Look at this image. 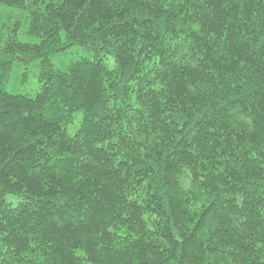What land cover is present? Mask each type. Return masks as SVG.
<instances>
[{
	"label": "trees",
	"instance_id": "trees-1",
	"mask_svg": "<svg viewBox=\"0 0 264 264\" xmlns=\"http://www.w3.org/2000/svg\"><path fill=\"white\" fill-rule=\"evenodd\" d=\"M0 4V264H264V0Z\"/></svg>",
	"mask_w": 264,
	"mask_h": 264
},
{
	"label": "rangeland",
	"instance_id": "rangeland-1",
	"mask_svg": "<svg viewBox=\"0 0 264 264\" xmlns=\"http://www.w3.org/2000/svg\"><path fill=\"white\" fill-rule=\"evenodd\" d=\"M14 27L17 40L25 43H36L39 37L27 34V18L26 12L22 9L0 4V42L4 41L8 36V28ZM2 40V41H1ZM2 43H0V46ZM81 57L93 58L94 54L91 51L72 47L63 53H59L52 57V63L56 68H64L69 61ZM108 66H111V58L105 59ZM38 82V65L37 60L23 62L16 58L12 63V68L5 81V90L12 93H22L33 95L39 87ZM77 123L68 125V132L73 133Z\"/></svg>",
	"mask_w": 264,
	"mask_h": 264
}]
</instances>
